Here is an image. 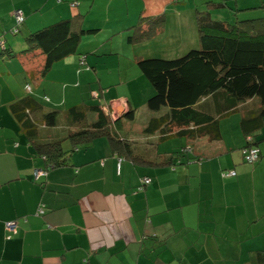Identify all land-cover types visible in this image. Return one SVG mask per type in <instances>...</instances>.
<instances>
[{"label":"crops","instance_id":"0c3cea01","mask_svg":"<svg viewBox=\"0 0 264 264\" xmlns=\"http://www.w3.org/2000/svg\"><path fill=\"white\" fill-rule=\"evenodd\" d=\"M18 1L0 0V5L6 3V14L18 8L30 15L48 4L49 12L41 16L53 20L70 12L61 5L68 0ZM72 1L78 5L71 9L75 13L88 6L86 0ZM96 2L93 0L88 11ZM237 2L240 8L257 5L254 0ZM182 4L188 9L190 0H117L113 7L126 6L128 12L134 7L138 23L141 17L167 10L178 18L186 11ZM2 14L1 10L0 32L15 24L11 15L9 19ZM8 44L13 50L21 47L18 40L16 45ZM4 59H0V82L9 90H0V264H81L85 259L88 264H252L255 252L264 251V140L258 144L261 158L245 163L240 113L219 122L221 138L216 142L206 138L180 143V139L168 140L162 149L160 144L161 153L171 147H190L183 154L184 163L174 167H147L125 159L118 168V156L109 141L98 139L100 146H92L94 142L83 152L75 151L68 165L46 170L45 176L36 179L34 170L44 169L45 164L20 133L9 108L25 92L17 89L18 79L31 83L21 63ZM66 61L68 57L55 63L43 80L33 84L53 105L58 98L66 102L69 89L75 100L84 97L80 80L87 82L85 77H92L86 72L89 68L76 74ZM86 63L96 67L92 69L102 85L100 60L89 63L86 57ZM101 63L114 74L115 87H128L131 74L142 80L131 54L111 56ZM11 68L17 73L15 89ZM59 71L76 75L77 81L66 80ZM151 92L145 88V95L140 96L146 98ZM104 104L112 117H121L137 107L136 95L111 97ZM261 133L264 137V120ZM224 170L234 171L235 176L223 178ZM142 175L149 176L151 182L143 192L133 194ZM42 208L43 214L38 215ZM5 221L17 225L10 239L5 238ZM154 232L161 241L142 242L145 234Z\"/></svg>","mask_w":264,"mask_h":264},{"label":"trees","instance_id":"16d2710c","mask_svg":"<svg viewBox=\"0 0 264 264\" xmlns=\"http://www.w3.org/2000/svg\"><path fill=\"white\" fill-rule=\"evenodd\" d=\"M258 1H255L258 5L240 8L234 0L235 13L231 16L234 19L229 20L210 17V10L228 7L229 0H206V11L195 10L196 48L173 59L157 56L133 59L135 67L137 65L152 87L145 103L149 118L141 123L139 135L122 134L117 130L122 119L129 123L135 121L138 108L131 107L127 114L114 120L104 104L106 100L96 90L94 97L99 99L98 102L82 98L63 109L47 108L29 93L33 84L43 80L55 63L77 53L81 37L95 34L98 29L83 28V14L77 12L68 18L53 20L40 16L42 21L29 22L27 17L30 15L15 10V24L9 28L10 33L16 35L23 28L26 47L21 45L17 47L18 51L9 49V41L1 36L4 31L0 32V59L17 57L31 82V86L26 84L20 89L25 91L24 94L11 102L9 108L20 133L33 147L36 156L43 159L44 169L37 168L43 173L40 176H45L46 170L68 165L75 151L88 148L102 136L107 137L113 153L118 156V168L125 159L147 167H174L184 163L183 154L190 147H171L168 152L161 153L158 150L160 144L162 149L165 142L173 139H180L179 143L201 138L216 142L221 138L219 122L235 113L241 114L243 161L257 162L261 158L258 144L264 140L261 133L264 120V0ZM69 4L71 9H78L77 2L69 0ZM247 10L255 11L244 14ZM17 13L22 15L21 20H17ZM165 22V13L141 17L134 26L138 36H128V42L155 39L163 31ZM121 54V47L113 46L104 53L109 57ZM79 61L80 65L87 64L86 56ZM102 86L100 90L105 89L102 94L105 96L109 87ZM251 150L257 151V157L250 162L247 157ZM221 176L233 177L235 172L224 170ZM150 182L149 176H140L133 194L143 192ZM43 212V208L39 209L38 215ZM7 222H16H4L5 238L10 239L15 235L17 225L9 232L5 227ZM144 236L142 242L150 245L162 240L155 232ZM81 264H88V260ZM252 264H264L263 250L255 252Z\"/></svg>","mask_w":264,"mask_h":264},{"label":"rangeland","instance_id":"374dc122","mask_svg":"<svg viewBox=\"0 0 264 264\" xmlns=\"http://www.w3.org/2000/svg\"><path fill=\"white\" fill-rule=\"evenodd\" d=\"M115 1L109 4L110 2L108 0H97L91 12L88 10L90 9L91 4H93V0H87L88 6H81L83 8V11L82 12L79 11V13L83 14V18H82L83 28L88 29V28L96 27L98 31L95 34H86L83 37H81V42L79 44L77 53L68 56V61L66 62L73 65V68L71 69H74V72L78 74V73L83 72L84 70L83 68H89L88 63H87L88 65L87 64L80 65L79 60L82 56L88 57L89 63L92 62L93 60L95 61L100 60L99 68L103 72L100 78H101L103 86L99 82V78L95 75L94 70H91V68H89V70L86 72H90L92 77L90 78V76H86L85 79H88L87 82L84 79L80 80V83L82 85L81 87L85 90L84 97H81V98H85L89 100L90 102H98L99 99H96L94 96H92L94 94V90H96L99 93L100 97L104 98L106 101H108L111 97H118L120 95H125L128 93L131 96L135 94L136 101H137V108H138L137 113H136V119L132 123H129V121L126 120L125 118L122 119V122L118 123L117 130L122 134H126V133L128 134V132H132L135 135H139V132H140L139 129H140L141 123L147 121L149 118V115L147 114L149 111L147 110L145 106L147 96L146 98H144L143 96L141 97L140 94L145 95L144 93L145 88L152 89V87L150 83L144 78V76L141 77L142 80H139L137 78H134L133 74H131L133 79L131 78V84L128 87L126 86V84L123 85L124 87H122L121 85L118 87H115L113 85V83H115L116 81V78H114L113 76L114 74L109 73L107 70L108 67L101 63V61L102 62L105 61V59L110 56V55H104V53H106V51L110 47L113 46L115 48L121 47L122 53L131 54L133 59H134V55L146 56V57H156L157 56V57H164L168 59H173V58H177V57L184 55L187 51H189L192 48H196L198 45L197 28H196V23H195V10H200V11L205 10L206 11L207 10L206 6L204 7V3L206 0H204V2L203 1L200 2L201 0H195L196 6L193 0H190L189 7L191 6V10H188L189 7L188 9H186V5L184 4L180 5V7L186 11L181 13L178 18L176 15L170 14L169 13L170 10L165 11L167 15V19L164 24L165 26L163 28V31L158 36H155V39L148 38L147 40L141 41V42H138L137 40L128 42L127 40L128 36L129 37L132 36L134 38L138 36L137 33H134L135 31L134 28H130L129 30H122V29H127L129 28L130 25L137 23L139 16L133 13L132 9L134 7H131L130 12H128V9L126 6L125 7L123 6L113 7V4ZM213 1H217V0H213ZM254 1H257V3L259 2L258 0H254ZM18 4H16L15 6L19 7ZM229 4L231 5L230 8H229ZM229 4H228V7H223L218 10H210V17L233 20L234 17H231V16L234 15L235 13L234 0H231V1L229 0ZM61 5H66L68 8H70L68 10L70 12L64 16H60L61 18H68L72 16L73 13H75V12H71L73 9L71 10V7L69 6L70 5L69 0L68 2L64 1L63 3H61ZM17 9L18 8H16L15 10ZM1 10L3 13L2 15L6 14L7 7H6L5 2L2 5H0V11ZM259 10L261 9H258V11ZM47 11L49 12V6L48 4H44L43 6H41L40 11L32 12L30 16L27 17L28 21L31 22V21L41 20L42 19L40 17L41 14H44ZM252 11H255V10H247V12H243V11L242 12L245 14V13H251ZM13 12L14 11L12 10L10 15L14 19ZM23 13L25 16H27L26 10L23 9ZM10 15L7 13L6 15L2 16V18L10 19ZM238 16L241 17L240 14H238ZM3 20L4 22L7 23L6 25H8V22L6 21V19H3ZM7 27L8 26H5L6 29H3L1 31V32L4 31L1 34V36L3 38H6L11 44H15V42H17L18 40V42L21 45H23V47H26V44L24 45L26 33L23 30V28H21L20 32L17 33L16 35H12L10 33V29ZM10 59L14 62V64L20 65V62L17 57L13 56ZM58 66H61V65H58ZM57 68L58 70H62L60 69L62 67H57ZM136 68L137 70H139L137 65H136ZM10 70L12 71L13 88L15 89V77L17 76V73H15V68H11ZM59 75L65 77L66 80L68 81H74V79L75 81H77L76 75H73L71 73L68 74V71H65V72L59 71ZM27 82L28 81H26L25 79H23V81L21 82V78H19L18 83H17V89H21V88L24 89L26 87L25 85L27 84ZM100 86L109 87V89L110 87H112L110 89V93L105 94V96H103L102 94L105 92V89L100 90ZM32 88L33 90L29 93L32 96H34L37 100H39L41 103H43L47 108H52V109L67 108L71 105H74L80 102V99H81V98L80 99L78 98L77 100H75L74 99L75 96L70 95L71 89H69L67 91L68 96L66 98V102L63 99H59V98L55 100L53 99L54 101H56V105H53L52 100H49L48 98H43L41 96L40 94L41 92L38 91V88L34 87V85ZM0 90H6V91L9 90L3 81L0 82ZM117 108L119 109L118 106ZM121 110L119 109V111ZM119 117L120 116L113 115L114 120L115 118L117 119ZM98 139L103 140L104 142L106 141L108 142V139L105 136H102ZM98 139L94 141L95 143L93 142L94 144L92 146H100L97 143ZM173 140H176V139H173ZM173 140H170V142H172ZM83 150L85 149H81V152H83Z\"/></svg>","mask_w":264,"mask_h":264},{"label":"built area","instance_id":"2783aa9c","mask_svg":"<svg viewBox=\"0 0 264 264\" xmlns=\"http://www.w3.org/2000/svg\"><path fill=\"white\" fill-rule=\"evenodd\" d=\"M16 18L17 20H21L22 19V15L20 13H17L16 15ZM257 151L256 150H251L249 152V155L247 157L248 161H253L256 159L257 155H256ZM42 173V171L40 169H36L34 170V176L35 178L37 179ZM5 227L6 229L9 231V232H13L15 230V224L13 222H7L5 224Z\"/></svg>","mask_w":264,"mask_h":264}]
</instances>
